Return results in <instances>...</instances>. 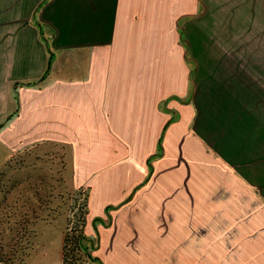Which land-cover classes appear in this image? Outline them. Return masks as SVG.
I'll return each mask as SVG.
<instances>
[{"label": "crops", "instance_id": "obj_1", "mask_svg": "<svg viewBox=\"0 0 264 264\" xmlns=\"http://www.w3.org/2000/svg\"><path fill=\"white\" fill-rule=\"evenodd\" d=\"M226 1L0 0V167L61 149L101 264H264V0L210 55Z\"/></svg>", "mask_w": 264, "mask_h": 264}, {"label": "rangeland", "instance_id": "obj_2", "mask_svg": "<svg viewBox=\"0 0 264 264\" xmlns=\"http://www.w3.org/2000/svg\"><path fill=\"white\" fill-rule=\"evenodd\" d=\"M219 1L210 0V3L217 5ZM240 1L236 0L235 4L234 0H229V5L226 1L224 7L229 10L225 16L221 15L222 10L210 11V48L207 50L210 55L215 54L212 46L231 41L237 29H248L250 0ZM198 51L201 54L200 49ZM207 52L204 49L203 54ZM193 54H197V49ZM64 154L61 149L52 150L42 144L25 146L15 159L17 165L6 161V166L0 167V260L3 264H60V232L64 226L72 233L87 191L86 186L75 188L69 184ZM52 220L55 222L43 233L44 247L31 256L37 241L33 225ZM86 246L90 253L92 246L87 243ZM83 249L81 246L75 250V260L70 264H95Z\"/></svg>", "mask_w": 264, "mask_h": 264}, {"label": "trees", "instance_id": "obj_3", "mask_svg": "<svg viewBox=\"0 0 264 264\" xmlns=\"http://www.w3.org/2000/svg\"><path fill=\"white\" fill-rule=\"evenodd\" d=\"M49 61L47 62L46 68L48 69ZM1 126V123H0ZM86 193L84 195V200L78 208V214L75 219V224L72 226V233L66 227L63 230L62 242L60 248V260L61 264H70L75 260V255L73 254L75 250L79 247H83V253L95 264H101L99 258L91 256L87 250L86 243L89 242V238L84 233V226L86 222V216L88 214V188L85 187ZM76 231V232H74ZM85 242V244H84ZM97 245V241L92 247Z\"/></svg>", "mask_w": 264, "mask_h": 264}, {"label": "built area", "instance_id": "obj_4", "mask_svg": "<svg viewBox=\"0 0 264 264\" xmlns=\"http://www.w3.org/2000/svg\"><path fill=\"white\" fill-rule=\"evenodd\" d=\"M0 264H3L1 260H0Z\"/></svg>", "mask_w": 264, "mask_h": 264}]
</instances>
